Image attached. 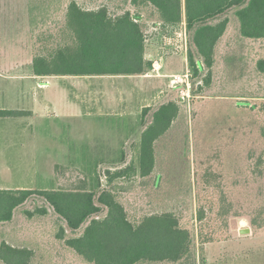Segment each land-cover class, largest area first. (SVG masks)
Returning <instances> with one entry per match:
<instances>
[{"label":"rangeland","instance_id":"rangeland-1","mask_svg":"<svg viewBox=\"0 0 264 264\" xmlns=\"http://www.w3.org/2000/svg\"><path fill=\"white\" fill-rule=\"evenodd\" d=\"M71 1L0 0V56L20 61V108L32 116L36 113L34 119L20 116L19 146L9 151L14 166L11 182L20 188L56 189L86 180L88 188L99 190L108 169L130 162L139 168L143 108L147 104L156 108L179 97L171 77L157 78L156 69L155 75L144 73L151 77L127 78L123 84L116 81L119 78L99 85V79H91L94 86L90 81L77 85L73 81L63 86L65 92L56 84L60 80H50L45 88L48 81L38 85L40 80L24 77L35 55L66 41ZM75 1L85 9L104 5L112 14L126 10L140 14L148 52L155 53L157 60L166 59L167 65L174 57L171 66L176 71L186 69L182 53L160 52L164 39L152 31L160 20L153 6H135L132 0ZM234 12L226 13L230 23L216 47L212 83L206 86L203 75L191 78L190 100L183 102L180 118L157 143L155 173L115 180L116 185L125 186L118 198L132 220L154 212L177 214L181 225L191 231L197 264L202 257H207V264H264V173L255 169L258 157L264 156V114L259 109L264 101V74L256 69V61L264 58V39L242 38ZM33 90L36 95L30 102ZM238 102L250 105L238 107ZM53 103L63 112L55 110ZM67 103L71 111L65 108ZM103 109L109 114L99 119L74 115L99 114ZM157 173L162 175L158 187L154 184ZM43 205L38 194L28 198L10 222L0 223V243L31 248L33 264H90L59 238L65 221L53 208L47 215L27 214ZM200 208L205 212L201 221ZM84 227L75 233L67 229V236L81 234ZM243 228L250 232L241 233ZM0 264L4 263L0 260Z\"/></svg>","mask_w":264,"mask_h":264},{"label":"trees","instance_id":"trees-1","mask_svg":"<svg viewBox=\"0 0 264 264\" xmlns=\"http://www.w3.org/2000/svg\"><path fill=\"white\" fill-rule=\"evenodd\" d=\"M132 3L153 6L165 30L186 22L188 68L193 79L203 75L206 86L212 83L217 44L230 23L226 16L228 11L235 10L242 38L264 39V0H132ZM65 36L67 39L63 44L46 54L34 56L29 65L31 74L133 75L147 73L153 68V62L146 58L147 43L141 15L130 10L112 14L107 6L85 9L72 0L66 13ZM256 69L264 74V58L256 61ZM183 102L178 97L166 100L156 108H143L139 168L130 162L114 170L108 169L106 182L99 185V190L88 188L86 180L56 189H0V223L10 222L15 210L33 194H38L45 205L34 211L28 210L27 214L47 215L49 207L53 208L65 221L59 238L90 264H197L192 252L191 231L181 225L175 212H154L132 220L118 198L119 189H125V186L115 184L118 178H145L155 173L157 143L180 118ZM249 105L250 102L237 103L238 107ZM259 109L264 114V101ZM149 113L151 120L147 122ZM26 115L32 114L27 110L0 109V117ZM262 165L264 156H259L255 166L259 174L264 173ZM161 176L155 174L157 187ZM104 209L106 215L100 216ZM204 216L205 212L200 208L199 221ZM84 224L81 234L67 236V229L75 233ZM33 258L31 248L13 246L6 241L0 243V260L4 264H33ZM201 264H207V257H202Z\"/></svg>","mask_w":264,"mask_h":264},{"label":"crops","instance_id":"crops-1","mask_svg":"<svg viewBox=\"0 0 264 264\" xmlns=\"http://www.w3.org/2000/svg\"><path fill=\"white\" fill-rule=\"evenodd\" d=\"M2 7V4H0V8ZM19 9V8H18ZM2 10V8H1ZM19 13V12H18ZM18 13L16 14L18 17ZM222 39V38H221ZM220 42V41H219ZM148 52V50H147ZM184 62H186L185 57L182 56ZM33 60V59H32ZM31 60V62H32ZM163 59L162 61H159L155 64V68L151 69L149 73H152L155 75V71L157 70L159 72L158 75H155L157 78L160 79H165L167 77H170L172 74L176 73H182L185 71V67L183 68L182 71H176L174 67L171 66V64H174L176 61L174 57L168 61L167 65V60ZM30 62V63H31ZM15 64V65H14ZM159 67V68H157ZM187 67V66H186ZM156 69V70H155ZM21 69H20V61L17 59L16 61L14 60H9L3 56H0V109H6V110H27L25 108H20V77H21ZM228 71V70H227ZM24 73V72H23ZM28 76L29 78L33 79H38L41 82L38 83V85L43 84L42 81L47 82V84H44L45 88H48V84L50 80H60V83L58 86L60 88L64 89V92L68 84H72L74 81V84H80L82 82L90 81L91 79H99L97 85L100 83H105L107 82L110 78H119L116 81H119V83L123 84V82H126L127 78L133 79V77H138V76H144V77H151L150 74H133V75H87V76H77V75H60V76H38L30 73V66L28 68V72L24 77ZM101 79V80H100ZM166 80V79H165ZM171 80V79H170ZM131 81V80H130ZM92 86H94L96 83L90 81ZM52 83V82H51ZM64 86V87H63ZM34 94L35 91H32V95L30 96V102H33L34 99ZM30 95V94H28ZM36 95V94H35ZM50 99V98H49ZM52 103V100H48ZM47 101V104H49ZM50 103V105H51ZM150 106V105H146ZM53 107L55 110H57L59 113H62L63 111L59 110L60 106L56 105L53 103ZM67 110L71 111V106L69 103H67ZM95 109V108H94ZM105 111H101L99 114H95L94 112L86 115L85 113H75L74 115L79 116L80 118L92 117V119H99L102 115L108 116V112L106 111L108 109H103ZM104 112H107V114H102ZM36 115V113H34ZM31 115V118L34 119L35 115ZM84 114V115H83ZM112 114V113H111ZM123 113L120 114V117L122 116ZM64 115V114H63ZM124 118L126 117V114L124 113ZM46 119V118H44ZM19 126H20V116H7V117H0V160H2V163L0 164V189H19L20 186L14 185L12 181L13 177V162L12 160L9 161L10 159V154L9 151L13 150L14 151V146L16 145L17 147L19 146ZM16 128V129H15ZM12 151V152H13Z\"/></svg>","mask_w":264,"mask_h":264},{"label":"built area","instance_id":"built-area-1","mask_svg":"<svg viewBox=\"0 0 264 264\" xmlns=\"http://www.w3.org/2000/svg\"><path fill=\"white\" fill-rule=\"evenodd\" d=\"M172 34H169V31ZM152 31H156L162 34L164 43L160 45V52H166L168 49L173 52H180L185 57L187 62V67L184 72L172 74L171 77V86L175 89H178L179 97L183 101H189L192 96V81H191V73L188 68V58L187 51L189 48V35L187 31V25L184 21L177 28H169L167 30L164 29L162 21H157L153 24ZM146 36V35H145ZM147 42V40H146ZM155 53L146 52V58L153 62V66L155 68V64L160 60H157ZM162 59V56L160 57ZM158 72V71H157ZM159 72L157 73V75Z\"/></svg>","mask_w":264,"mask_h":264},{"label":"water","instance_id":"water-1","mask_svg":"<svg viewBox=\"0 0 264 264\" xmlns=\"http://www.w3.org/2000/svg\"><path fill=\"white\" fill-rule=\"evenodd\" d=\"M241 233H248L250 232V229L249 228H243L240 230Z\"/></svg>","mask_w":264,"mask_h":264}]
</instances>
